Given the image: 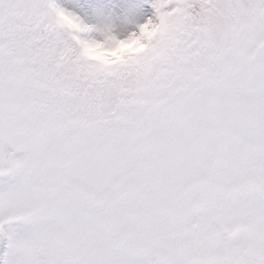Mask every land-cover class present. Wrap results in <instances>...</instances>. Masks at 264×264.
Instances as JSON below:
<instances>
[{
	"label": "snow or ice",
	"instance_id": "snow-or-ice-1",
	"mask_svg": "<svg viewBox=\"0 0 264 264\" xmlns=\"http://www.w3.org/2000/svg\"><path fill=\"white\" fill-rule=\"evenodd\" d=\"M149 3L102 72L123 0H0V264H264V0Z\"/></svg>",
	"mask_w": 264,
	"mask_h": 264
},
{
	"label": "clouds",
	"instance_id": "clouds-1",
	"mask_svg": "<svg viewBox=\"0 0 264 264\" xmlns=\"http://www.w3.org/2000/svg\"><path fill=\"white\" fill-rule=\"evenodd\" d=\"M138 24L126 31H118L114 26L115 30L111 32L91 33L73 29L78 38L74 43L86 63L102 72H114L122 66L137 62L145 55L154 29L148 26L141 30Z\"/></svg>",
	"mask_w": 264,
	"mask_h": 264
},
{
	"label": "rangeland",
	"instance_id": "rangeland-1",
	"mask_svg": "<svg viewBox=\"0 0 264 264\" xmlns=\"http://www.w3.org/2000/svg\"><path fill=\"white\" fill-rule=\"evenodd\" d=\"M128 6L127 13H120L116 18H113L112 24L118 31H126L141 23L147 15L152 12L149 0H123Z\"/></svg>",
	"mask_w": 264,
	"mask_h": 264
}]
</instances>
